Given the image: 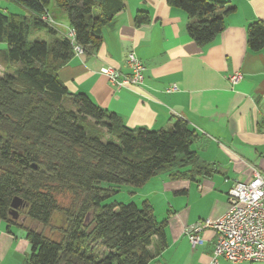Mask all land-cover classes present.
I'll return each mask as SVG.
<instances>
[{
    "label": "trees",
    "instance_id": "trees-1",
    "mask_svg": "<svg viewBox=\"0 0 264 264\" xmlns=\"http://www.w3.org/2000/svg\"><path fill=\"white\" fill-rule=\"evenodd\" d=\"M8 1L29 14L0 9V44L6 46L0 50V221L24 229L31 249L27 264H149L167 246V220L157 221L148 201L140 207L106 201L123 186L138 189L160 175L178 181L212 174L191 150L196 131L182 119L167 130L127 128L86 94L69 93L58 79L75 53L43 17L65 14L74 44L93 52L121 11V0ZM167 3L186 13V32L200 47L224 30L235 11L218 0ZM148 21L145 11L134 19L137 26ZM42 31L53 36L51 43L29 42ZM247 46L253 52L264 47L263 21L248 26ZM60 194L72 196L71 207L59 205ZM14 198L22 202L18 218L40 229L11 218ZM61 215L64 223L57 226Z\"/></svg>",
    "mask_w": 264,
    "mask_h": 264
},
{
    "label": "crops",
    "instance_id": "crops-1",
    "mask_svg": "<svg viewBox=\"0 0 264 264\" xmlns=\"http://www.w3.org/2000/svg\"><path fill=\"white\" fill-rule=\"evenodd\" d=\"M121 1L122 9L103 29L99 47L74 54L59 69L58 79L69 93L86 94L127 128L167 130L182 119L196 131L191 150L213 173L170 184L155 177L159 183L151 179L138 189L155 207L160 186L167 202V246L149 264H214L215 232L200 233L201 244L193 248L182 230L220 218L234 184L250 182L255 172L264 177V47L253 52L247 46L248 26L264 22V0H218L235 11L224 30L203 47L187 34L186 13L167 0ZM139 11L147 12L149 21L137 26ZM130 52L144 66V81L117 90L101 70L110 67L128 76ZM233 74H240L235 83L229 81ZM170 190L174 199L166 196ZM22 220L18 222L29 225ZM154 245L155 240L152 250ZM30 253L24 229L0 221V264H27ZM217 264L230 263L219 258Z\"/></svg>",
    "mask_w": 264,
    "mask_h": 264
},
{
    "label": "built area",
    "instance_id": "built-area-1",
    "mask_svg": "<svg viewBox=\"0 0 264 264\" xmlns=\"http://www.w3.org/2000/svg\"><path fill=\"white\" fill-rule=\"evenodd\" d=\"M43 20L53 24L49 17H43ZM66 37L71 41L74 53L81 55L83 49L74 44L73 32L69 30ZM127 66L128 76H122L110 67L102 69L101 73L117 90L141 86L144 66L133 52L127 55ZM239 79L240 74L229 76L231 83ZM170 90H175V87ZM227 199L229 207L224 215L215 220L205 219L185 225L182 233L194 248L201 244L200 233L205 230L215 232L214 264L219 258L230 264H264V177L255 172L250 182L234 184L227 192Z\"/></svg>",
    "mask_w": 264,
    "mask_h": 264
},
{
    "label": "rangeland",
    "instance_id": "rangeland-1",
    "mask_svg": "<svg viewBox=\"0 0 264 264\" xmlns=\"http://www.w3.org/2000/svg\"><path fill=\"white\" fill-rule=\"evenodd\" d=\"M0 9L5 10L8 14H14L19 16H27L29 14L25 8H23L22 6H20L15 2L8 0H0ZM52 22H53L52 26L57 30L58 36H67L70 27L67 16L65 14H57L54 20H52ZM33 41H43L46 43H51L53 41V36L46 33L45 31H42L36 35L29 37V42H33ZM5 48H6L5 44H0V50H4ZM3 74H4V70L3 67L0 65V75ZM156 178H160V180L166 182V184H170L172 182L169 180L168 176L166 175H160ZM156 178H153L154 180L153 182L159 183V179ZM158 188H160V192L158 193V195L154 196L157 203L155 204V207L154 206L152 207L154 210V216L157 219V221H162L165 215V208L167 207V202L165 201V197L163 198V194H165L163 193V188H161L160 186ZM141 191H142L141 189H137L134 187L123 186L120 188L119 192L113 197H111L109 200H107L106 203H110V202H116L120 204L133 203L137 207H140L142 202L148 200V198L146 199L145 197L139 195ZM172 192L173 191L171 190L168 191L166 193V196H168V198L170 197L174 199L175 197ZM57 200L59 202V205L64 209L71 207L73 204V199L71 195L60 194L58 195ZM162 201H164V205L162 204ZM21 219L22 217L20 218L19 221H21ZM27 221H28L27 224H29L27 226L33 225L35 228L40 229L39 225L32 223L29 220ZM24 222H26V220ZM63 223H64V218L62 217V215L55 217L54 224H56L57 226H62ZM85 224L87 225L88 228H90L91 216L87 217ZM48 232H49L48 230L45 231L46 234H48ZM53 234H54L53 236L56 237L57 234L56 233ZM96 250L98 253H101L102 251L100 246H97ZM248 264H258V263H248Z\"/></svg>",
    "mask_w": 264,
    "mask_h": 264
},
{
    "label": "water",
    "instance_id": "water-1",
    "mask_svg": "<svg viewBox=\"0 0 264 264\" xmlns=\"http://www.w3.org/2000/svg\"><path fill=\"white\" fill-rule=\"evenodd\" d=\"M22 206V202L18 198H14L11 202L10 216L13 220L18 219V209ZM23 221V220H22Z\"/></svg>",
    "mask_w": 264,
    "mask_h": 264
},
{
    "label": "flooded vegetation",
    "instance_id": "flooded-vegetation-1",
    "mask_svg": "<svg viewBox=\"0 0 264 264\" xmlns=\"http://www.w3.org/2000/svg\"><path fill=\"white\" fill-rule=\"evenodd\" d=\"M17 220H20V218H18Z\"/></svg>",
    "mask_w": 264,
    "mask_h": 264
}]
</instances>
